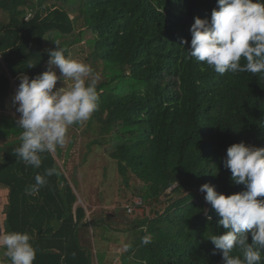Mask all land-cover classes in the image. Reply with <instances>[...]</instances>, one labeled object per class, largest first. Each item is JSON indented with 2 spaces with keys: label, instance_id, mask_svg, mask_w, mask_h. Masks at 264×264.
I'll list each match as a JSON object with an SVG mask.
<instances>
[{
  "label": "trees",
  "instance_id": "1",
  "mask_svg": "<svg viewBox=\"0 0 264 264\" xmlns=\"http://www.w3.org/2000/svg\"><path fill=\"white\" fill-rule=\"evenodd\" d=\"M216 6V0H0L4 233L31 235L33 264H106L110 242H120L111 239L113 231L131 244L118 254L120 264H221L206 238L225 230L207 219L198 191L204 183L226 195L236 185L244 190L231 182L223 158L233 143L264 147V76L220 75L187 58L182 39L190 42L194 18L210 19ZM53 41L67 47L66 56L85 44L100 97L99 110L83 125L94 134L89 149L98 147L116 162L127 188L137 181L132 191L150 208L133 218L115 208L118 228L113 216L99 217L79 203L87 198L79 199L77 183L66 174L60 146L55 155L44 154L38 169L15 155L22 129L7 110L12 79L45 71ZM51 167L60 175L27 194L35 175ZM145 234L152 237L147 246L141 245ZM4 251L0 264H10Z\"/></svg>",
  "mask_w": 264,
  "mask_h": 264
},
{
  "label": "clouds",
  "instance_id": "2",
  "mask_svg": "<svg viewBox=\"0 0 264 264\" xmlns=\"http://www.w3.org/2000/svg\"><path fill=\"white\" fill-rule=\"evenodd\" d=\"M216 4L210 19L194 18L190 42L182 39V44L188 45L187 58L220 75L248 72L264 76V0H216ZM53 42L55 48L48 51L50 66L32 78L23 75L13 97L20 114L16 126L22 129L15 155L36 169L45 153L66 143L71 126L90 120L100 107L97 81L89 80L92 67L66 56L67 47ZM67 80L72 81L70 86L56 87L58 81L64 84ZM223 166L230 170L231 182L244 185V190L225 195L208 183L200 186L220 217L218 225L225 230L206 239L221 253V264H264V147L233 143L226 149ZM53 175H60L58 168L37 173L26 193L38 194ZM205 215L211 221L207 210ZM151 242L150 234L141 238L143 246ZM129 247L131 244H126L125 250ZM0 248L5 249L10 264H33L36 259L37 249L26 231L0 234Z\"/></svg>",
  "mask_w": 264,
  "mask_h": 264
},
{
  "label": "rangeland",
  "instance_id": "3",
  "mask_svg": "<svg viewBox=\"0 0 264 264\" xmlns=\"http://www.w3.org/2000/svg\"><path fill=\"white\" fill-rule=\"evenodd\" d=\"M85 44H80L72 48L69 57L74 60H79L86 62V53L83 49ZM47 64L46 70L49 67ZM59 74V70L56 69ZM20 78L12 79L11 97L8 100V112L14 117L19 118V113L16 111V105L13 103V97L19 86ZM95 75H91L89 80L95 79ZM98 82V79L96 80ZM72 83L71 80L64 82L58 81L56 87H68ZM79 126H71L67 133L66 143L60 148L63 151V157H66L65 171L66 174L71 178V182L79 187V199L80 195L87 198V204H85L82 199L79 203L84 207H88L92 214L98 215L99 217L108 219L113 216L112 220L113 228H118L121 226L120 218L116 216L115 208L125 209V205L131 202L135 196H137L132 191L133 183L137 184V181L131 180L130 188L126 187L121 181V177L117 171L116 162L108 158L98 147L93 146L91 149L90 143L94 134L85 133L83 130V125L85 122L80 123ZM56 151L53 152L55 155ZM63 157L57 159L60 165L63 164ZM77 193V192H76ZM203 198V197H202ZM164 200V198H163ZM7 202V190L0 187V234L4 233V208ZM164 205L157 207L163 209ZM160 209V210H161ZM150 212V208L144 205V207L136 209L132 213H127L130 218L135 216L142 217ZM117 237L120 242H110V251L105 258L106 264H120L118 254L124 250L126 236L119 232H111V239Z\"/></svg>",
  "mask_w": 264,
  "mask_h": 264
},
{
  "label": "built area",
  "instance_id": "4",
  "mask_svg": "<svg viewBox=\"0 0 264 264\" xmlns=\"http://www.w3.org/2000/svg\"><path fill=\"white\" fill-rule=\"evenodd\" d=\"M170 189L168 190V192L170 191ZM198 193H199V195L201 197L205 198V195L206 194L204 192H202V191L199 190ZM143 206H144V203H143L142 198L137 195V196L134 197V199L131 202H129L128 204H126L124 207H125V210L128 213H132L136 208L143 207Z\"/></svg>",
  "mask_w": 264,
  "mask_h": 264
},
{
  "label": "water",
  "instance_id": "5",
  "mask_svg": "<svg viewBox=\"0 0 264 264\" xmlns=\"http://www.w3.org/2000/svg\"><path fill=\"white\" fill-rule=\"evenodd\" d=\"M240 191H241V190H240L239 186L236 185L232 193L240 192ZM225 195H226V194H225ZM258 199H259V197H258ZM203 200H204V202H205V207H206V210H207V215L211 216V217H212V220H214V221H218V220L220 219V217H219V216L215 213V211L212 209L210 203H208V202L206 201L205 198H203ZM205 216H206V215H205ZM206 217H207V216H206ZM262 252H264V249H262Z\"/></svg>",
  "mask_w": 264,
  "mask_h": 264
}]
</instances>
